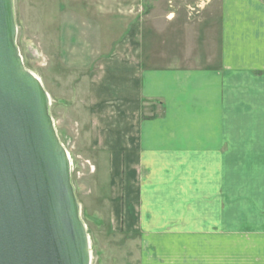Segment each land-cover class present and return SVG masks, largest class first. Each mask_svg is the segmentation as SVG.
I'll list each match as a JSON object with an SVG mask.
<instances>
[{"label":"crops","instance_id":"obj_1","mask_svg":"<svg viewBox=\"0 0 264 264\" xmlns=\"http://www.w3.org/2000/svg\"><path fill=\"white\" fill-rule=\"evenodd\" d=\"M34 1L59 3L45 42L57 58L58 103L76 133L64 135L107 186L140 264H208L228 255L213 249L214 231L228 247L238 199L241 226L254 229L241 240L253 243L260 264L264 0H206L217 3L216 61L198 51L202 28L182 49L172 14L138 16L121 2L133 0Z\"/></svg>","mask_w":264,"mask_h":264},{"label":"water","instance_id":"obj_2","mask_svg":"<svg viewBox=\"0 0 264 264\" xmlns=\"http://www.w3.org/2000/svg\"><path fill=\"white\" fill-rule=\"evenodd\" d=\"M15 36L13 0H0V264H90L49 96Z\"/></svg>","mask_w":264,"mask_h":264},{"label":"rangeland","instance_id":"obj_3","mask_svg":"<svg viewBox=\"0 0 264 264\" xmlns=\"http://www.w3.org/2000/svg\"><path fill=\"white\" fill-rule=\"evenodd\" d=\"M121 2L129 7L134 6L138 16L147 14L149 10L154 14L158 11L171 13V18L174 20L171 22V27L181 30L179 36L177 35L179 37L177 42L182 49L193 41L194 32L202 28L201 38L197 42L198 51L216 61L218 45L215 35L219 19L217 3L206 0H164L157 6L155 0ZM58 5L59 3L53 2L41 4L34 0H13L15 45L24 67L40 80L45 91L50 94L49 113L59 139L63 144H68L66 148L71 159V184L79 204L80 218L89 236L90 264H140L142 258L138 256L136 237L133 234H125L118 226L116 212L110 203L111 193L107 186L97 178L89 160L78 156L77 146L64 135V133L66 135L70 133L73 136L76 133L74 124L68 120V115L62 113L67 109L58 103L61 99L62 86L53 73L57 67V58L51 57L52 51L47 48L48 43L45 42L46 21ZM159 19L162 18H159L157 14L151 24L157 26L160 23ZM153 46L157 47L156 42ZM64 136L66 139H63ZM231 204L228 247H226V241H223V247H221L222 240L217 238V235L222 231L216 229L213 247L216 252L223 250L225 253L228 250V255L223 257L214 255L212 259H208V264H253V243L247 238L241 240V235L247 236L254 233L253 226H241V201L238 199ZM243 251H246V254L241 253ZM260 264H264V256L261 257Z\"/></svg>","mask_w":264,"mask_h":264}]
</instances>
